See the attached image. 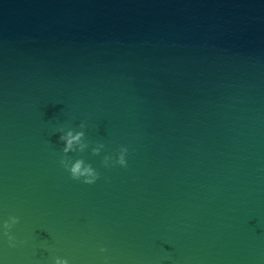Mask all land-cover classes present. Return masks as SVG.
Instances as JSON below:
<instances>
[{
  "label": "water",
  "instance_id": "obj_1",
  "mask_svg": "<svg viewBox=\"0 0 264 264\" xmlns=\"http://www.w3.org/2000/svg\"><path fill=\"white\" fill-rule=\"evenodd\" d=\"M9 215L0 264H264V0H0Z\"/></svg>",
  "mask_w": 264,
  "mask_h": 264
},
{
  "label": "clouds",
  "instance_id": "obj_2",
  "mask_svg": "<svg viewBox=\"0 0 264 264\" xmlns=\"http://www.w3.org/2000/svg\"><path fill=\"white\" fill-rule=\"evenodd\" d=\"M85 124L81 123L79 128L81 130L76 131L72 129H66L65 127H59L56 129L58 134V141L63 144V156L67 157L70 153H81L89 147L90 142L87 141L85 133ZM105 150V144L96 143L92 146V155L99 156L102 151ZM128 149L126 147H120L118 152L114 155H104L102 158V164L104 167L121 168L127 167L126 156ZM60 165L70 175L72 180L79 181L86 185H92L99 179V173L90 164H86L82 159H66L60 160ZM19 218L14 215H9L6 219L0 220V236L7 239L9 247H15L17 240L13 235V229L19 223ZM101 253L105 252V248H100ZM50 264H70L67 258H62L56 255L51 257Z\"/></svg>",
  "mask_w": 264,
  "mask_h": 264
}]
</instances>
